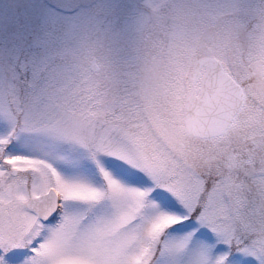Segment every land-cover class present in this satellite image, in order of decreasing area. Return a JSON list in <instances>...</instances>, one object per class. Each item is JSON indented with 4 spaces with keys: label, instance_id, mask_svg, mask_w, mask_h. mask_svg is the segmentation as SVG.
I'll return each instance as SVG.
<instances>
[{
    "label": "snow or ice",
    "instance_id": "snow-or-ice-1",
    "mask_svg": "<svg viewBox=\"0 0 264 264\" xmlns=\"http://www.w3.org/2000/svg\"><path fill=\"white\" fill-rule=\"evenodd\" d=\"M199 7L182 58L101 50L88 0L0 16V264H264V0Z\"/></svg>",
    "mask_w": 264,
    "mask_h": 264
},
{
    "label": "clouds",
    "instance_id": "clouds-1",
    "mask_svg": "<svg viewBox=\"0 0 264 264\" xmlns=\"http://www.w3.org/2000/svg\"><path fill=\"white\" fill-rule=\"evenodd\" d=\"M181 7L162 10L159 18L140 25L137 21L142 0H88L91 11L102 23H109L110 30L98 40L97 47L101 50L112 48L122 51L125 55L143 57H167L169 54L182 58L184 40L176 33L191 32L201 24L207 23L209 14L199 7L200 0H174ZM217 2V0H210ZM227 0H219L226 5ZM105 6L111 8L105 14ZM232 19L231 9L227 6L215 13L214 30L224 27ZM179 25V28L176 27ZM253 26L264 27V18L251 19L248 29ZM76 44L78 41H70Z\"/></svg>",
    "mask_w": 264,
    "mask_h": 264
},
{
    "label": "rangeland",
    "instance_id": "rangeland-1",
    "mask_svg": "<svg viewBox=\"0 0 264 264\" xmlns=\"http://www.w3.org/2000/svg\"><path fill=\"white\" fill-rule=\"evenodd\" d=\"M12 2L13 0H0V16L9 11V7Z\"/></svg>",
    "mask_w": 264,
    "mask_h": 264
}]
</instances>
